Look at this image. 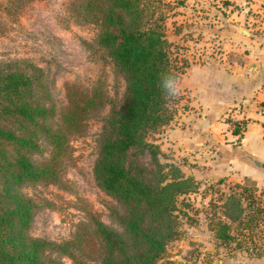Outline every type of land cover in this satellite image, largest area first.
<instances>
[{
	"label": "trees",
	"instance_id": "1",
	"mask_svg": "<svg viewBox=\"0 0 264 264\" xmlns=\"http://www.w3.org/2000/svg\"><path fill=\"white\" fill-rule=\"evenodd\" d=\"M158 5L161 8L163 1L70 0L68 4L79 21L99 27L97 44L125 81L123 102L110 109L93 167L99 188L126 211L117 214L124 234L90 216V228L103 248L100 264H176L161 260L178 236V199L197 188L195 179L167 160L152 139L176 116L175 98L165 97L161 77L183 73L170 51L164 13L159 11L155 17ZM65 91L66 104L53 129L49 123L56 109L43 71L24 61L0 63V264H48V250L76 261V252L87 242L81 227L71 239L58 243L30 236L36 204L19 190L26 183H62L71 138L82 132L89 114L107 100L97 83L90 87L67 83ZM40 135L50 143L51 154L35 163L30 153L37 150ZM146 153L148 165L140 159ZM251 205H243L240 197L225 199L222 213L228 221L218 226L223 241L233 237V223L246 219L245 226L250 227L253 217L243 213Z\"/></svg>",
	"mask_w": 264,
	"mask_h": 264
},
{
	"label": "rangeland",
	"instance_id": "2",
	"mask_svg": "<svg viewBox=\"0 0 264 264\" xmlns=\"http://www.w3.org/2000/svg\"><path fill=\"white\" fill-rule=\"evenodd\" d=\"M162 1L163 6L158 5L160 10L156 9L155 17L159 11L164 13V30L171 42L172 57L183 67V73L177 77L181 90L175 97L176 116L171 125L187 105L188 92L180 82L183 74L194 63L222 58L220 53L225 49L222 42L226 37L222 36L221 29L229 28V23L235 28L246 25L255 29L258 38H264V23L253 20L248 21L249 24L243 20L230 22L233 12L245 8V0H226L228 4H224V0ZM69 2L0 0V63L24 61L43 71L56 109V116L49 123L53 129L57 127L60 111L66 104L67 83L82 87L97 83L107 98L102 106L89 114L82 132L71 138L70 156L63 159L62 183H26L19 187L20 192L36 204L28 231L30 236L58 243L71 239L80 227L85 234L87 242L76 252V261L48 250L45 254L48 264H55L54 261L60 264H100L103 248L90 228V216L95 215L109 228L124 234L117 214L124 215L126 211L115 198L99 188L93 167L110 109L123 102L125 81L97 44L99 27L79 21L70 11ZM246 10L257 13L252 7ZM235 43L236 40L231 42ZM227 59L240 62L242 56L238 52H228ZM169 125L156 131L152 139L158 143ZM50 154V143L40 135L37 150L30 153L31 159L40 163ZM163 155L180 166L186 175L192 176L197 188L178 199V236L168 244L161 262L264 264V168L242 177L244 167L238 162L232 165L229 173H224L222 169L227 170V166L213 165L212 159L176 157L169 149H165ZM140 159L147 165L150 162L147 153ZM230 195L240 197L243 205L252 203L243 216L250 215L253 220L250 227L245 226L246 219H243L245 224L233 223L230 229L233 237L223 241L218 226L228 221L223 216L222 204Z\"/></svg>",
	"mask_w": 264,
	"mask_h": 264
},
{
	"label": "crops",
	"instance_id": "3",
	"mask_svg": "<svg viewBox=\"0 0 264 264\" xmlns=\"http://www.w3.org/2000/svg\"><path fill=\"white\" fill-rule=\"evenodd\" d=\"M245 4L231 14L230 22L264 23V0ZM250 7L257 13H248ZM254 30L229 23L220 31L226 37L222 58L194 63L183 74L180 82L188 92L187 105L163 131L158 140L161 150L186 159H212L213 165L227 166L224 173L239 163L244 167L242 177L263 169L253 164L254 159L264 163V38ZM228 52H238L242 61L227 59Z\"/></svg>",
	"mask_w": 264,
	"mask_h": 264
},
{
	"label": "clouds",
	"instance_id": "4",
	"mask_svg": "<svg viewBox=\"0 0 264 264\" xmlns=\"http://www.w3.org/2000/svg\"><path fill=\"white\" fill-rule=\"evenodd\" d=\"M160 87L168 99L178 96L181 90L177 77L172 73L165 74L161 77Z\"/></svg>",
	"mask_w": 264,
	"mask_h": 264
},
{
	"label": "water",
	"instance_id": "5",
	"mask_svg": "<svg viewBox=\"0 0 264 264\" xmlns=\"http://www.w3.org/2000/svg\"><path fill=\"white\" fill-rule=\"evenodd\" d=\"M253 164H254L256 167L264 168V163H261V162L258 161L257 159H254V160H253Z\"/></svg>",
	"mask_w": 264,
	"mask_h": 264
}]
</instances>
